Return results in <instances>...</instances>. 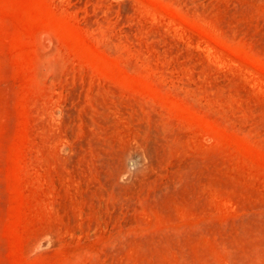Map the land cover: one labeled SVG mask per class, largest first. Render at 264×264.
<instances>
[{"label": "rangeland", "instance_id": "rangeland-1", "mask_svg": "<svg viewBox=\"0 0 264 264\" xmlns=\"http://www.w3.org/2000/svg\"><path fill=\"white\" fill-rule=\"evenodd\" d=\"M0 264H264V0H0Z\"/></svg>", "mask_w": 264, "mask_h": 264}]
</instances>
